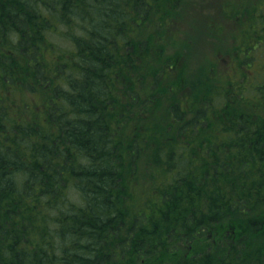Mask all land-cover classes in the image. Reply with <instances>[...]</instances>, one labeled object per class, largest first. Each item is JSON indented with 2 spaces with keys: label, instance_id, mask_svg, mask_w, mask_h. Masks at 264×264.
<instances>
[{
  "label": "trees",
  "instance_id": "1",
  "mask_svg": "<svg viewBox=\"0 0 264 264\" xmlns=\"http://www.w3.org/2000/svg\"><path fill=\"white\" fill-rule=\"evenodd\" d=\"M161 1L0 0V264H264V82L220 78L147 125L172 70L144 34Z\"/></svg>",
  "mask_w": 264,
  "mask_h": 264
},
{
  "label": "rangeland",
  "instance_id": "2",
  "mask_svg": "<svg viewBox=\"0 0 264 264\" xmlns=\"http://www.w3.org/2000/svg\"><path fill=\"white\" fill-rule=\"evenodd\" d=\"M259 1L261 4V0H179L174 3L161 1L158 4L153 19L158 20L159 25L152 23L144 34L149 36L156 32V56L161 61L170 62H159L158 65L170 64L172 70L162 75V85L167 93L160 98V108L158 106L157 110L151 112L147 125L159 122L174 98L181 99L187 106L186 101L194 98L191 96H196L201 87L208 93L213 88L218 91L220 78L228 79L234 73L242 90L249 88V92L255 95L252 89L256 91L257 84H260L258 81L264 82V67L254 64L252 72L245 71L248 74L246 77L241 75L236 62L241 57V40L246 36L248 12ZM58 40L65 44L62 39ZM173 89L175 91H171ZM14 96L17 101L24 100L22 94ZM29 98H34L32 103ZM29 98L33 112L42 113L45 95L40 93ZM138 187L136 205L143 204L150 196L153 183L149 178H144ZM212 241H215L214 236H210L207 242ZM199 246L205 247V243L200 242ZM193 250H196V246H193Z\"/></svg>",
  "mask_w": 264,
  "mask_h": 264
}]
</instances>
